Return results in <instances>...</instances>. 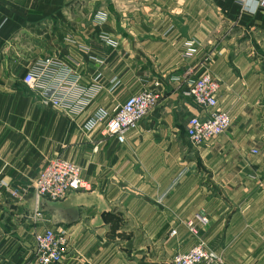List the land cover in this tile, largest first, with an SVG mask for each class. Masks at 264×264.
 <instances>
[{"label": "crops", "instance_id": "1", "mask_svg": "<svg viewBox=\"0 0 264 264\" xmlns=\"http://www.w3.org/2000/svg\"><path fill=\"white\" fill-rule=\"evenodd\" d=\"M249 30L264 35L257 0H0V181L27 188L22 199L0 192V264H36L34 234L48 226L66 232L59 264H171L196 242L186 222L197 212L209 219L198 236L224 264H264V152H251L263 85L252 54L229 45ZM48 56L79 64L88 97L78 113L23 82ZM204 74L219 81L231 125L193 147L186 124L200 108L168 78ZM155 81L158 104L122 143L102 125L86 130L96 108L112 112ZM57 156L77 163L90 190L35 196Z\"/></svg>", "mask_w": 264, "mask_h": 264}, {"label": "built area", "instance_id": "2", "mask_svg": "<svg viewBox=\"0 0 264 264\" xmlns=\"http://www.w3.org/2000/svg\"><path fill=\"white\" fill-rule=\"evenodd\" d=\"M264 7V0H257ZM100 20L106 16L99 13ZM100 38L108 45L114 46L115 41L107 34ZM70 41L74 42L71 38ZM73 66L57 57L48 56L36 60L23 76V82L34 90L44 104L78 113L82 110L88 97V91L80 83V73ZM168 82H181L182 93L192 98L200 108V112L189 117L186 124V136L193 147H199L225 133L231 125L227 111L218 106L217 93L219 82L209 74L200 77L170 76ZM159 81L153 82V87L129 96L123 103L109 109L98 107L86 122L87 131H92L97 125L103 126V132L115 136L122 143L125 134L134 128L149 114L161 97L158 90ZM256 154L257 150L252 149ZM90 184L80 175L77 163L61 156L48 159L33 183L36 197L49 200H62L72 191L90 190ZM5 191L11 197L22 199L27 188L18 186L5 187L0 181V192ZM39 212V211H38ZM209 222L205 214L197 212L186 222L190 233L196 237V242L184 252L176 253L171 258V264H224L223 259L212 252L198 236L197 224L204 226ZM175 230L171 234H175ZM34 261L36 264H59L67 250V236L62 229L45 227L34 234Z\"/></svg>", "mask_w": 264, "mask_h": 264}, {"label": "rangeland", "instance_id": "3", "mask_svg": "<svg viewBox=\"0 0 264 264\" xmlns=\"http://www.w3.org/2000/svg\"><path fill=\"white\" fill-rule=\"evenodd\" d=\"M235 28V30H238L237 27H233ZM232 28V30H233ZM227 31L229 32V28L227 29ZM250 33V35H249ZM248 32L245 33H239L236 37H234V39L231 41L232 43L229 45H234V44H241V48L242 50H246L247 52L252 54V58L256 60V67H255V71L256 74H258V80L261 82V84L263 85V89L261 91V96L259 102H258V110L262 109L263 114L261 115V120L259 121L258 125L260 124V126H262V128L264 129V58H261L260 56H264V35L261 34V32H255V35L249 30ZM248 35L251 37V39L248 38ZM238 38L240 40V42H238ZM254 38H256L254 40ZM224 41V39H223ZM250 41V43H249ZM221 42H218V44ZM116 45V44H115ZM114 45V46H115ZM113 46V47H114ZM219 82V81H218ZM263 131V135H260V137L258 138V140L261 141L260 143V147H255L252 149H256L257 151L259 150H263L264 152V130ZM254 154V153H253ZM170 261V260H169ZM168 261V264H170Z\"/></svg>", "mask_w": 264, "mask_h": 264}, {"label": "water", "instance_id": "4", "mask_svg": "<svg viewBox=\"0 0 264 264\" xmlns=\"http://www.w3.org/2000/svg\"><path fill=\"white\" fill-rule=\"evenodd\" d=\"M49 200V199H48ZM50 201H53V200H50ZM59 200H55V201H53V202H58Z\"/></svg>", "mask_w": 264, "mask_h": 264}]
</instances>
